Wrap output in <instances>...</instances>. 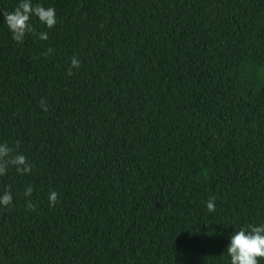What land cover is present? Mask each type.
Returning <instances> with one entry per match:
<instances>
[{"label": "trees", "instance_id": "obj_1", "mask_svg": "<svg viewBox=\"0 0 264 264\" xmlns=\"http://www.w3.org/2000/svg\"><path fill=\"white\" fill-rule=\"evenodd\" d=\"M33 3L57 23L22 43L0 15V143L33 169L0 177V264H231L264 224V0Z\"/></svg>", "mask_w": 264, "mask_h": 264}, {"label": "clouds", "instance_id": "obj_2", "mask_svg": "<svg viewBox=\"0 0 264 264\" xmlns=\"http://www.w3.org/2000/svg\"><path fill=\"white\" fill-rule=\"evenodd\" d=\"M0 15L3 16L12 39L17 43H22L27 33L36 32L30 22L33 16L37 17L47 28H53L57 23L55 8L45 7L39 3L34 4L33 0H19V3L12 11L0 8ZM39 39L47 40L48 33L40 32ZM52 52L53 49L48 48L41 55L47 56ZM79 67V60L73 58L68 74L71 75L72 69ZM41 106L45 112L48 110L43 99L41 100ZM18 147L19 141L16 142L15 146H9L6 141L0 143V177L6 174L9 166L15 167L16 171L21 174L32 172V165L28 163L27 157L16 151ZM32 193V186L26 187L24 195L31 197ZM48 199L50 206H54L58 199V193L56 191L50 192ZM12 202L13 195L11 190L8 188L0 190V205L8 206ZM35 207L31 200L26 201L27 210L34 211ZM206 207L209 212L215 211V197L209 198L206 202ZM226 251L230 257L231 264H259V259L264 258V224H248L246 227L235 230L231 234Z\"/></svg>", "mask_w": 264, "mask_h": 264}]
</instances>
